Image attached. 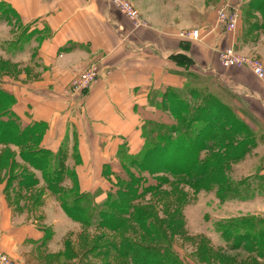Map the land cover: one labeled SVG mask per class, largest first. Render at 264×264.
<instances>
[{
  "label": "crops",
  "instance_id": "0c3cea01",
  "mask_svg": "<svg viewBox=\"0 0 264 264\" xmlns=\"http://www.w3.org/2000/svg\"><path fill=\"white\" fill-rule=\"evenodd\" d=\"M132 1L148 26L135 29L108 0H0L20 21L35 22L38 25L32 28L48 34L36 40L34 52L24 57L25 66L29 63L31 72L41 74L40 81L18 84L8 80L1 84L15 96L12 109L25 121L48 123L42 145L54 152L66 146L67 165L76 169L81 190L99 193V202L109 187L87 185L83 165L118 161V151L124 145L129 153L138 152L144 144L142 115L156 111L150 97L167 88H183L190 71L225 86L239 98L236 110L246 123L254 130L264 127V115L256 106L257 102L264 107V81L239 68H224L219 62V53L227 46L252 52L264 61V0ZM222 7L237 12L234 31H224L218 22L216 11ZM184 28H199L200 39H181L177 34ZM92 62L99 64L101 76L84 91L73 92L71 81ZM75 146L81 164L75 163ZM248 158L258 162L248 175L259 167L264 172V140L236 163ZM17 161L23 160L15 154L14 168ZM103 164L99 172L91 169L86 177L102 176ZM36 171L43 181L42 172ZM2 194L0 185V255L32 258V264H44L50 254L66 256L67 232L58 231L59 219H63L59 214L64 211L57 198V219L47 218L46 226L38 224L41 218L20 227ZM251 213L258 214L256 210Z\"/></svg>",
  "mask_w": 264,
  "mask_h": 264
},
{
  "label": "trees",
  "instance_id": "16d2710c",
  "mask_svg": "<svg viewBox=\"0 0 264 264\" xmlns=\"http://www.w3.org/2000/svg\"><path fill=\"white\" fill-rule=\"evenodd\" d=\"M0 6L11 8L4 2H0ZM188 74L185 91L167 88L156 93L158 97H150V105L157 113L153 117L148 112L142 115L144 144L136 153H129L126 145L120 147L116 166L113 163L104 166V176L113 178L116 184L100 202L97 200L99 193L81 190L76 169L67 165L66 146L54 152L41 145L48 123L25 121L12 109L16 102L14 94L2 87L0 143L18 146L21 159L42 172L46 188L58 196L66 213L83 225L117 230L130 221L139 224L144 231V241L122 237L116 248L117 255L137 264H186L170 246L168 237L171 228L179 227L178 220H169L166 226L148 205L139 202L166 181L164 177L159 178L158 173L191 180L210 176L209 185L223 201L264 197L261 167L239 179L229 173L232 163L244 159L258 141L264 140V127L254 130L246 123L236 110L239 98L225 86L218 85L219 90H216L209 82L210 77L198 71ZM158 114L164 115L153 120ZM73 155L75 163L81 164L77 147ZM16 176H19L16 177L18 184L25 187L38 183L32 173ZM66 178L72 180V187L63 185ZM177 210L170 215L175 217ZM215 227L230 248L245 249L264 261V217L254 214L232 217L219 220Z\"/></svg>",
  "mask_w": 264,
  "mask_h": 264
},
{
  "label": "rangeland",
  "instance_id": "374dc122",
  "mask_svg": "<svg viewBox=\"0 0 264 264\" xmlns=\"http://www.w3.org/2000/svg\"><path fill=\"white\" fill-rule=\"evenodd\" d=\"M130 1L133 3L132 0ZM245 12L250 13L248 8L245 9ZM217 20H219L218 17ZM36 25L35 22L27 24L23 23L20 21L18 16L12 12L11 8H7V6H0V87L3 86L1 85L3 84V81L8 82V80H15L18 84H25L30 80H32L31 82L40 81L41 74L31 72L29 70V63L27 64L28 66H25L26 62L24 61L25 56H29L34 52L35 43H37L36 40L39 41L41 38L48 35L46 31L44 32L43 30H39L37 27L32 28ZM145 26H148V22L143 19L142 25L135 29ZM194 29L198 30L199 35L197 38H190L189 36L185 37L182 35H185ZM177 35L181 39L185 40H198L201 37V31L199 28H184L180 30ZM236 51L249 59H257L264 64V61L252 52ZM220 57L219 53V62L222 67L227 69L239 68L249 72L257 80H261L256 77V75L247 66H224ZM209 79H211V81H209ZM209 79L206 81L215 85V89L219 90L218 85L220 84L218 81L213 78ZM2 88L5 89L4 87ZM180 89L185 91L186 87ZM154 96H157V94H154ZM189 99L191 101L195 100L191 97H189ZM256 106L264 115V107L259 105L257 102ZM148 113L153 117L154 114L156 115L157 111ZM145 114L147 115V113H144V115ZM161 115L159 116L158 114L153 120L161 119ZM43 141L41 142V145ZM68 148L70 149L71 147L68 146ZM74 148H76V146ZM210 152L212 151H209L208 153ZM19 153L20 148L18 146H8L7 148L0 146V185L3 190L2 196L13 209L15 224L17 226L21 225L20 227H22L27 223L34 222V220H39L41 218L43 219L42 221L39 220L38 224L46 226L47 218L48 220H50V218H58L57 212H59V210L56 208V203L59 201L58 196L50 192L46 188L44 180L42 181L36 176L37 169L35 170V168L30 167L23 161H17L16 168H14L12 159L15 154L19 155ZM254 159L250 160V158H248L246 161L241 163H232L229 173L235 179L248 176V170L251 169L254 164ZM103 163L104 162L101 161H93L88 164H84L82 167L84 171V180L81 179V181H86V184L90 186H104L105 188L108 186L109 191L114 190V185L116 183L113 178L109 180L104 179L106 177H103V174L102 176L94 179L90 178V176L86 177V173H90L91 169H98L99 172V168H101L100 164ZM116 164L117 161H114L113 166H116ZM70 165H73V163ZM104 166L105 165L103 164V169ZM21 173L34 174L35 177L38 178V183L26 187L18 184L16 177L19 176L16 175ZM157 176L159 178L164 177L166 181H163L164 183L161 184L156 192L148 194L139 202L148 205L149 210L156 214L158 219L160 218L159 220L162 219V223L166 226L168 225L169 220H178L177 223L179 227L171 228L169 234L170 236L168 237L171 240L170 246L176 251L177 255L182 261H184V263L255 264L256 262L257 264H264L263 260L254 257L245 249L230 248L215 227V224L219 220L252 215L253 213H251V211L254 210L258 213L254 215L264 217V197L257 196L254 198L256 199L255 201H243L240 199H229L223 201L216 195V189L209 185L208 180L210 176L198 180H191L190 178L188 179L183 176H174L165 172H160ZM12 177L14 178L11 182ZM40 181H42L45 186L43 184L40 185ZM63 185L70 188L72 187L73 182L70 178H66ZM46 193H49V195ZM56 198L58 199L57 202H55ZM146 201L148 203H146ZM176 209H178L177 212L175 211L176 216L174 217L170 215L174 212L173 210ZM63 211L64 214H62V212L59 214L63 219H59L58 231L60 233L67 232L64 241L66 240L65 246L66 248L69 247V249L66 251V256L64 255L60 257L57 253L50 254L51 256L46 259V263L137 264L135 262H131L129 258L127 259L126 257L117 255L118 252L116 251V248H119L120 246V240H122V237L124 236L144 241V238L142 237L144 236V231L135 221H130L127 223L128 227L126 225L125 227H121L117 230H110L104 227L95 228L93 225L87 227L86 225H83L79 221L73 219L64 209ZM129 227L131 229H128ZM55 249L57 252L59 247ZM102 252L104 254L101 255ZM12 258L23 264H32V258H30L31 260L19 259L13 256Z\"/></svg>",
  "mask_w": 264,
  "mask_h": 264
},
{
  "label": "built area",
  "instance_id": "2783aa9c",
  "mask_svg": "<svg viewBox=\"0 0 264 264\" xmlns=\"http://www.w3.org/2000/svg\"><path fill=\"white\" fill-rule=\"evenodd\" d=\"M115 8H117L125 17H127L134 28L139 27L143 23L140 11L134 6L130 0H108ZM218 22L223 26L224 31H234L237 27L238 14L226 7L217 10ZM188 34V35H186ZM185 37L197 38L199 33L197 29L186 33ZM221 62L224 66H247L259 79L264 81V64L257 59H249L239 54L234 46H227L220 52ZM101 76V68L97 62L88 64L82 69L71 81L70 87L73 92H82L95 83ZM0 264H23L8 254L0 255Z\"/></svg>",
  "mask_w": 264,
  "mask_h": 264
}]
</instances>
